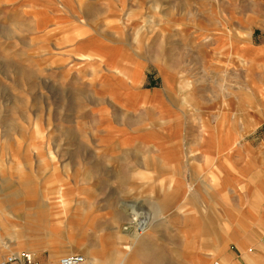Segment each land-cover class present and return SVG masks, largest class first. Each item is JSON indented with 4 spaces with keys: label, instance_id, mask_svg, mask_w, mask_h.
<instances>
[{
    "label": "rangeland",
    "instance_id": "rangeland-1",
    "mask_svg": "<svg viewBox=\"0 0 264 264\" xmlns=\"http://www.w3.org/2000/svg\"><path fill=\"white\" fill-rule=\"evenodd\" d=\"M90 36L111 46L76 40ZM226 39L264 40V0H0V247L20 243L58 264L70 233L103 260L123 243L132 264H186L174 220L187 207L198 210L204 252L228 240L221 210L236 199L220 192L221 170L233 149L264 147V125L242 140H205L202 153L197 120L205 132L221 114L241 127L228 77L212 74L210 40ZM23 209L71 226L53 228L49 245L41 229L8 237ZM151 227L155 236L134 242Z\"/></svg>",
    "mask_w": 264,
    "mask_h": 264
},
{
    "label": "crops",
    "instance_id": "crops-1",
    "mask_svg": "<svg viewBox=\"0 0 264 264\" xmlns=\"http://www.w3.org/2000/svg\"><path fill=\"white\" fill-rule=\"evenodd\" d=\"M249 9L250 6L245 8L247 11ZM249 19L246 15L241 19H237L242 21L241 27L244 28L245 34L251 32ZM247 28L250 31H246ZM76 40L103 41V39L95 36ZM204 41L196 40V45L201 43L204 46ZM103 42L109 45L105 41ZM210 48V52L219 65V68H213L212 74L228 77V97L233 99L232 109L235 111L236 125L241 127L235 129L234 123L229 119L224 120L221 114L220 119L218 121L214 119L210 130L207 129V132H205L204 120H197L195 124L196 138L201 145L202 153L205 152L203 149L205 140L227 143L242 140L245 136L252 134V125H264V40H210ZM220 63L226 67H221ZM116 72L125 76L119 68L116 69ZM139 84L140 78L137 85ZM132 86L134 87V85ZM262 139L264 140V135ZM219 151L221 150L216 149L215 153L218 154ZM232 158L234 159L232 167H225L224 170H221L223 182L220 187V192L229 191L233 193L236 199L234 208L227 207L221 210L226 215L222 220L225 223L227 222L226 225L227 227L229 225L228 228H232V232H228V240L220 246L216 241H212L210 243L211 250L204 252L197 244L202 230L198 210L195 211L188 207L182 210L178 218L175 216L174 222L177 228L176 232L180 235V247L184 249L186 264H213L214 259L222 260L223 264H264V147L252 148V145L248 144L242 149H233ZM174 190L182 200L185 197L183 194L187 193V186L181 181ZM59 193H61V189L56 190L55 200L53 201L56 205H58L56 201ZM51 209L52 207L48 206L46 210L51 211ZM22 211L25 214L21 217L22 219L17 217L8 218V220L10 219L8 237L16 239L19 236H24V239L31 238L33 240L32 234L28 231L41 229L46 231L42 237L45 238V243L49 245L55 237H58L57 234L52 232L53 228L62 227L67 229L71 226L70 224L60 225L58 223L60 216L55 218L54 221L49 216L50 214L41 217L36 214L37 211L34 209H23ZM16 219H20L21 222H15ZM65 221L67 220L65 219ZM161 232L163 233H160V236L164 239L171 235L170 231L163 230ZM46 233H48L50 239L46 238ZM66 233H68V230ZM155 233L156 230L151 227L141 237L138 235L133 240L135 243L142 242V240L148 239L149 236H155ZM63 237V242L59 247L61 248L60 253L70 254L69 246L72 243L84 252L85 258L83 257L82 264H132L133 261H136V258L132 259V250L126 248L123 243H118L117 246H120L112 249L107 259L103 260L97 257L95 251L82 239H73L70 233L64 234ZM22 247L24 246H21L20 243L1 246L0 259L7 255L2 257L1 253L8 252L9 254L20 250ZM12 248H16L15 251ZM24 250L34 253L35 261L33 264H57L56 255L51 258L49 256L44 258L33 248L26 247ZM71 254L79 253L74 252Z\"/></svg>",
    "mask_w": 264,
    "mask_h": 264
},
{
    "label": "built area",
    "instance_id": "built-area-1",
    "mask_svg": "<svg viewBox=\"0 0 264 264\" xmlns=\"http://www.w3.org/2000/svg\"><path fill=\"white\" fill-rule=\"evenodd\" d=\"M34 255L31 251L20 250L7 254L0 259V264H33ZM84 258L80 254H67L60 258L59 264H82ZM213 264H221L216 261Z\"/></svg>",
    "mask_w": 264,
    "mask_h": 264
},
{
    "label": "bare ground",
    "instance_id": "bare-ground-1",
    "mask_svg": "<svg viewBox=\"0 0 264 264\" xmlns=\"http://www.w3.org/2000/svg\"><path fill=\"white\" fill-rule=\"evenodd\" d=\"M64 218V217H63ZM134 219L133 220H137V222H138V224H137V229L138 230H144V228H145V226H146V223H144V221L143 222H140V221H138V219H137V217H133ZM61 218H59V220H60ZM65 219V218H64ZM69 248H70V254L71 253H74V252H80V253H82V254H84V252L82 251V249L81 248H79V247H76V246H74V244H70V246H69ZM67 249V248H66Z\"/></svg>",
    "mask_w": 264,
    "mask_h": 264
}]
</instances>
